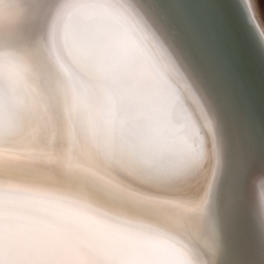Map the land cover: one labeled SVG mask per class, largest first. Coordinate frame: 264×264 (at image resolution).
<instances>
[{
  "label": "bare ground",
  "instance_id": "6f19581e",
  "mask_svg": "<svg viewBox=\"0 0 264 264\" xmlns=\"http://www.w3.org/2000/svg\"><path fill=\"white\" fill-rule=\"evenodd\" d=\"M193 1L0 0V264H264V42Z\"/></svg>",
  "mask_w": 264,
  "mask_h": 264
},
{
  "label": "water",
  "instance_id": "95a60500",
  "mask_svg": "<svg viewBox=\"0 0 264 264\" xmlns=\"http://www.w3.org/2000/svg\"><path fill=\"white\" fill-rule=\"evenodd\" d=\"M233 1L234 0H230L231 7H230L229 10H227V4H225V7H226L225 8V11H226L225 14H226V17L230 14L231 17L234 18L232 23L235 25V32L237 33L236 35L238 37V35L242 31V28H245V23H244V19H243V16H242V12L238 11L237 2H235V1L233 2ZM192 3L194 4V7L196 8V9L194 8V11L196 12V15L199 16L200 9H199L198 5L193 0H192ZM239 6H240V4H239ZM241 19H243V22H242ZM207 25H210V24L207 23ZM210 27H212L213 33L217 34V31L215 29V25L213 23H212V25H210ZM218 39H219V37H218Z\"/></svg>",
  "mask_w": 264,
  "mask_h": 264
},
{
  "label": "clouds",
  "instance_id": "9594fccd",
  "mask_svg": "<svg viewBox=\"0 0 264 264\" xmlns=\"http://www.w3.org/2000/svg\"><path fill=\"white\" fill-rule=\"evenodd\" d=\"M242 3L246 18L257 26L261 41L264 42V28H259L258 21L255 20L254 0H242Z\"/></svg>",
  "mask_w": 264,
  "mask_h": 264
}]
</instances>
